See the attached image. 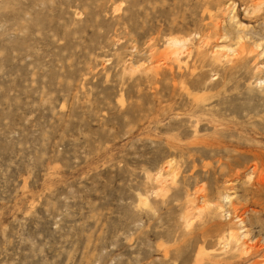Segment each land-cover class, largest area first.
I'll return each instance as SVG.
<instances>
[{"label":"rangeland","instance_id":"obj_1","mask_svg":"<svg viewBox=\"0 0 264 264\" xmlns=\"http://www.w3.org/2000/svg\"><path fill=\"white\" fill-rule=\"evenodd\" d=\"M232 16L264 45V0H0V264H264L263 49L210 61Z\"/></svg>","mask_w":264,"mask_h":264},{"label":"bare ground","instance_id":"obj_2","mask_svg":"<svg viewBox=\"0 0 264 264\" xmlns=\"http://www.w3.org/2000/svg\"><path fill=\"white\" fill-rule=\"evenodd\" d=\"M257 12H258V10H257ZM251 13H253V12H251ZM214 19H215L214 17L209 16L208 20L210 21L209 26L211 27L210 28L211 30H215L216 28H218V26L216 27V22H215ZM235 20L236 19L233 16L228 19L226 26L230 27V28H229V30L223 29V34L219 35L221 37H218L217 34H214L212 36V40L213 41L216 40V47H215L214 51L211 53L212 54L211 55L212 58H211L210 61L213 64H221V63L224 62L225 64L229 65V68L227 70L228 74H229V72H232V70L234 72V70L239 69L241 66H243L247 62L249 57H251V60H253L254 62L257 61V59L261 56V54L258 53L260 51H258V52L256 51L258 48H262L263 49L262 53H264V45L263 46L262 45L261 46L257 45V43L260 40L254 42L252 44V48H251V45H246V42H248L247 39H249V37H250V36H248L249 33H247V32L245 33V31H246L245 28H243L242 25L237 23ZM226 26H223V27H226ZM205 39L209 41V40H211V36H207ZM208 41L205 42V40H203V42H205V45L207 44ZM187 47H188L187 46V39L179 41V40L174 39V38L168 39L167 43H166V46H165V48H167V50H168L166 53H167V55L169 54V56H178V55H180L182 53L183 50L187 51ZM223 49H225L227 51H224ZM253 53H255L254 56H252ZM201 57L204 58L203 55H201ZM262 69H264V67ZM262 83H264V81ZM166 169H168V168H166ZM166 172H167V170H166ZM161 178H162V176L159 173L158 176L156 177V180L157 181L161 180ZM224 199H225V197H224ZM215 207H217V206H215ZM208 209H206V210L209 211ZM213 212L214 213L218 212L217 208L216 209L214 208ZM207 213H209V212H207ZM237 234H236V232L234 233V230L233 231L230 230L227 233V235H226V239L224 240L225 243L223 242L224 246H226L227 243L228 244L232 243V242L236 243L237 239H238L237 238L238 237ZM222 237H223V235H222ZM221 239H223V238H221Z\"/></svg>","mask_w":264,"mask_h":264}]
</instances>
